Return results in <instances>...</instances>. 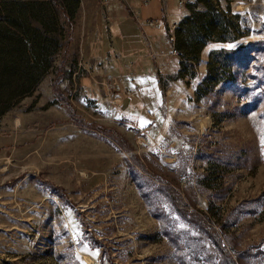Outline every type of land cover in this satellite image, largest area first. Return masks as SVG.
I'll return each mask as SVG.
<instances>
[{
    "label": "rangeland",
    "instance_id": "1",
    "mask_svg": "<svg viewBox=\"0 0 264 264\" xmlns=\"http://www.w3.org/2000/svg\"><path fill=\"white\" fill-rule=\"evenodd\" d=\"M102 3L88 56L78 41L67 55L69 24L48 6L43 36L16 19L46 70L0 117V264H264V0H167L172 40L159 4L143 9L150 39L135 0ZM71 113L122 134L146 171Z\"/></svg>",
    "mask_w": 264,
    "mask_h": 264
},
{
    "label": "crops",
    "instance_id": "2",
    "mask_svg": "<svg viewBox=\"0 0 264 264\" xmlns=\"http://www.w3.org/2000/svg\"><path fill=\"white\" fill-rule=\"evenodd\" d=\"M1 2H9V4H11L12 6H14L15 4H19L20 6V10H22V8H24L23 11H19V17L24 20V23L26 25L27 22H29V27L31 29H34L35 32H37V35H44V31L42 30V19L43 16L41 15V7L43 6L45 7H49L48 9H50L52 16L54 15V12H58L59 14H61L64 18L67 19V22L69 24V34L66 38V42H67V46H68V51H67V55L69 53V50H71L73 47L76 48V41L80 42V50L78 51L79 55H86L88 56L90 53V48L93 46L92 43V35L89 38L88 35L90 34V32H101L100 36H99V40L105 39L104 38V31L101 24L103 22L102 19V14H100L101 8H102V1L103 0H0ZM139 6H140V10L139 13H141V18L142 16H144L143 13V9H149L150 5L151 6V11L152 12H157V5L159 4L161 6V10H159L158 12L162 15H164V19L166 18L165 14L166 12H164V9L166 7V1L167 0H135ZM180 0H177V3H179ZM146 2L147 5L144 6L142 3ZM116 4L113 12L118 11V14H121V12H123L122 10V5L121 3L118 4L117 1L115 2ZM178 7H180L178 5ZM121 8V9H120ZM1 9V8H0ZM16 12H10V11H0V23H2L5 27L13 30V26L10 25V21L11 18L13 21H15L14 17H12V15H15ZM145 17V16H144ZM128 17H122V19L120 20V22L115 24V28L116 31L115 33L121 37L122 33H129L132 30H130L128 28V26L126 25V20H128ZM131 19V18H130ZM81 20L83 22L82 28L80 29V25H81ZM152 20L154 22V24L156 25V21H154L153 16H148L145 17V21L144 23H140L141 27L142 26H147L146 23L147 21ZM175 22H173L174 24ZM139 24V23H138ZM98 28H93L92 26H96ZM139 25V26H140ZM15 27V26H14ZM93 28V29H92ZM102 28V30H94V29H99ZM142 32L143 35H145L147 38H154L157 36H160L159 33L156 32L155 28H152V26H148L147 31L145 30V28H142ZM82 33V34H81ZM134 34V32H132ZM21 36H23L24 34L21 32L20 33ZM81 35V37H80ZM71 36H72V40H71ZM94 40H96L97 36L93 37ZM138 39V38H137ZM71 40V41H70ZM81 40V41H79ZM91 41V43H90ZM71 43H73V46H70ZM102 47L103 44H102ZM143 43L141 42V40H137L136 41V45H135V49H127L125 54H130L136 51H140L143 50ZM77 55V52L76 54ZM67 57V56H66Z\"/></svg>",
    "mask_w": 264,
    "mask_h": 264
},
{
    "label": "trees",
    "instance_id": "3",
    "mask_svg": "<svg viewBox=\"0 0 264 264\" xmlns=\"http://www.w3.org/2000/svg\"><path fill=\"white\" fill-rule=\"evenodd\" d=\"M12 17L15 18V21L16 19L20 18L18 13H15V15H12ZM15 21H13L11 18L10 25L13 26V30L5 27L2 23H0V117L4 112L7 111L8 105L6 104V102L15 96L14 92H16V94L25 93L28 88H31L39 81V79L41 78L40 75L42 70H46V67L40 69V57H42L43 55L44 48L38 45L36 38L30 39L28 30H25L23 32H25L24 34H28L26 37L28 39V42L33 40L31 48L29 50V48L26 47V43H23L22 40L19 39L21 35L15 29V27L21 26L22 23H18L17 21ZM29 30H31L37 36V32H35L34 29L30 28ZM65 46L66 48L68 47L67 43ZM27 52L29 53V56L25 55L27 54ZM23 56L25 57L24 66L22 62ZM16 76H18L20 79V85L16 89H13L11 83ZM22 85H27L28 87ZM52 91H54V93L56 94L59 104H62L64 106L69 105L64 98L60 97V93L56 86L55 80H53L52 82ZM143 108L145 109L146 115H148V117L150 118L151 111L147 106H145V103H143ZM151 119L152 118H150V120ZM70 121H72L77 126H82L84 128L93 130L96 129L103 134L111 137L118 144V146L124 150V152L126 151L130 153V161L135 164V166L139 170L143 172L146 171L144 163H142V160L139 157L132 153V149L125 137H123L122 134H119L114 128H106L96 123H91L88 120L75 116L73 113H71L70 115ZM170 195L177 207L181 208L185 212L190 211V207L184 205L180 201V199L174 194L172 188L170 190ZM195 218L200 223V220L197 218V216H195Z\"/></svg>",
    "mask_w": 264,
    "mask_h": 264
},
{
    "label": "built area",
    "instance_id": "4",
    "mask_svg": "<svg viewBox=\"0 0 264 264\" xmlns=\"http://www.w3.org/2000/svg\"><path fill=\"white\" fill-rule=\"evenodd\" d=\"M125 1H127V0H125ZM183 3V0H180L179 1V3H178V5L180 6L181 4ZM144 6H146L147 5V3L146 2H144V3H142ZM130 8V7H129ZM130 10H131V12L133 13V15H134V18L137 20V22L139 23V19H140V17H141V13H139V11L138 10H133V8H130ZM165 23H166V25H165V27H166V32H167V34H168V36H169V39L170 40H172V34L174 33V29H175V25L173 24V23H168L167 22V20H166V18H165ZM146 25L147 26H153V25H155L154 24V22L152 21V20H150V21H147V23H146Z\"/></svg>",
    "mask_w": 264,
    "mask_h": 264
}]
</instances>
